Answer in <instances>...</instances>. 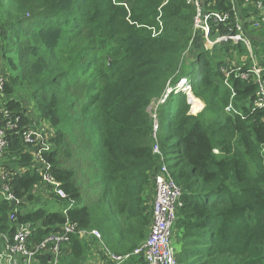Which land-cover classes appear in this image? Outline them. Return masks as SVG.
I'll return each instance as SVG.
<instances>
[{
  "label": "trees",
  "instance_id": "1",
  "mask_svg": "<svg viewBox=\"0 0 264 264\" xmlns=\"http://www.w3.org/2000/svg\"><path fill=\"white\" fill-rule=\"evenodd\" d=\"M203 4L206 13L230 12L233 5ZM236 11L225 24L210 23L209 39L236 34L242 23L264 76V15L241 0ZM196 14L188 0H0L3 95L11 115L21 117L17 130L2 126L9 144L0 186L20 205L11 209L0 199V243H12L26 224L30 242L39 244L69 221L77 230L100 231L111 252L129 254L149 236L154 177L165 164L183 192L173 228L179 264H264V110L252 113L257 87L235 76L252 59L242 41L206 49ZM188 52L194 57L183 68L190 69L176 76ZM182 78L206 105L198 116L183 92L158 104ZM233 91L241 116L225 112ZM31 116L56 130L45 159L73 202L66 213L69 201L34 170L33 149L23 141ZM89 176L96 180L90 188L81 180ZM43 194L46 204L65 209L43 206ZM99 247L72 235L57 264H87ZM144 263L135 256L124 264ZM35 264H54L52 252H41Z\"/></svg>",
  "mask_w": 264,
  "mask_h": 264
},
{
  "label": "built area",
  "instance_id": "2",
  "mask_svg": "<svg viewBox=\"0 0 264 264\" xmlns=\"http://www.w3.org/2000/svg\"><path fill=\"white\" fill-rule=\"evenodd\" d=\"M204 0H188L196 8V17L194 26L197 32L204 34V47L205 42L209 44H216L217 42H223L232 40L235 43L240 41L244 42L250 52L252 59V66L248 70H236V78H240L246 82H252L256 85L257 90L252 104V113L257 110H264V76L260 67L257 64L256 58H254L250 41L245 37L244 26L242 23L236 24V34H230V36L220 37L216 42H212L208 39L210 34V23L214 25L225 24L231 19V11L234 15L237 13L236 4L238 0H231L232 10L226 13H206L204 11ZM247 7H253L259 11V17H263V6L259 0H241ZM167 3V2H165ZM254 20V18H252ZM257 26L261 24L258 20ZM264 21V19H262ZM259 24V25H258ZM1 33V27H0ZM159 34V33H158ZM228 76V74H227ZM6 77L0 70V164L3 159L4 151L8 147L9 140L8 135L5 133L3 125L11 130H17L20 127L21 117L19 115H11L6 107L7 100L3 95V91L6 85ZM186 88L188 93V103L190 105V114L193 115L199 111L198 104L195 107V99L192 92V88L189 85V81L186 79L181 80L175 88L168 87L164 98L158 102V104H164L170 94L178 93ZM187 95V94H186ZM192 96V98L190 97ZM233 98L235 97L233 91ZM194 100V101H193ZM198 101V100H197ZM200 102V101H199ZM194 109V110H193ZM225 112L228 115H240L233 104L228 105L225 108ZM31 115L30 112L27 116ZM196 116V115H194ZM30 123L23 129L22 137L25 146L28 149H33V155L35 158L34 170L40 173L43 177V181L47 185L54 187L55 195L62 201H69L67 194L60 188V185L50 174L52 170V163L45 159V153L49 154L53 149L52 140L55 138L49 137V126L43 121H37L30 118ZM157 124L155 125V128ZM157 151V149H156ZM215 153H218L215 151ZM0 177L4 178L2 173V167L0 166ZM155 186V200L153 203V222L151 224V230L146 241L134 249L133 252L124 255H118L111 252L106 245L102 233L98 230H77V225L67 221L62 227L61 232L58 234H52L45 238L39 244H33L30 242L32 236V229L30 225H21L10 243L4 238L6 244L0 243V264H35L37 257L46 250H50L54 256V264H57L58 258L61 253V249L70 242L72 235L79 234L80 237L88 240H95L100 244L99 252L106 258L104 262L112 264H124L133 257L142 256L144 264H179L177 259V251L174 246L173 240V228L176 221V212L180 204V199L183 195L181 188L173 181L171 174L165 164H162L158 173L154 177ZM0 199H4L12 203L15 202V207L20 205V201L13 195L9 194V188L3 184L0 186ZM68 208L64 210L67 212L73 207V202L69 201ZM2 238V237H0ZM101 254V256H102ZM102 256V258H103ZM99 264V263H98Z\"/></svg>",
  "mask_w": 264,
  "mask_h": 264
},
{
  "label": "rangeland",
  "instance_id": "3",
  "mask_svg": "<svg viewBox=\"0 0 264 264\" xmlns=\"http://www.w3.org/2000/svg\"><path fill=\"white\" fill-rule=\"evenodd\" d=\"M250 20H252V18H250ZM257 22H259V21H256V23H255V27L256 28H260V25L259 26H257ZM208 39H209V37H208ZM205 46L207 47L206 49H211L214 45H212V44H209V43H207V42H205ZM9 47V48H8ZM6 48L8 49V51L5 53L6 55H5V57H6V59H9L11 56H12V47H11V44H10V42H8V46H6ZM191 51V50H190ZM254 56V55H253ZM193 58L194 57V54L192 53V52H188V53H186L185 55H184V57H183V59L182 60H184L183 61V64L181 63V65H180V69H179V71L176 73V76H178L183 70H189L190 69V66H186L185 68H183L184 67V65L186 64V58ZM255 58V57H254ZM8 70V67H7V65H6V63H4V71H7ZM3 75H5L4 73H3ZM227 76V75H226ZM184 79V78H183ZM182 80V79H181ZM180 80V81H181ZM179 81V82H180ZM178 82V83H179ZM226 84V83H225ZM228 86V85H227ZM170 88H173V86L172 85H170ZM228 88H231L230 87V85L228 86ZM186 90V88L184 87V90L183 91H181V92H183V93H185V94H187V96H188V93L185 91ZM194 99L195 100H198V101H200L199 103H197V105L198 104H200V105H202L201 107H199V111L198 112H196L195 114H193V115H196V116H198L199 114H201L204 110H205V107H206V105L200 100V99H198V98H196L195 96H194ZM232 101H233V96L231 97V102H230V104H233L232 103ZM229 104V105H230ZM197 105H195V107H194V109L196 108V106ZM157 109H158V104L157 103H154L153 105H152V107L149 109L150 110V114H151V116L153 117V118H155V113H156V111H157ZM193 109V110H194ZM30 113L32 114L33 113V111L31 110V108H30ZM32 117V119H34V120H36L33 116H31ZM45 124H47L48 126H49V129H50V131H49V137H52L53 136V138L56 136V130L52 127V125L50 124V123H48V122H46V121H43ZM55 139V138H54ZM98 151H100V149H98ZM216 152H218L219 153V151L218 150H215ZM217 153V154H218ZM85 169L86 170H88V171H96V169L94 168V166L93 165H87L86 167H85ZM82 182L83 183H85V185L87 184V186H88V188H90L91 186H93V185H95V178L93 177H82ZM93 180V181H92ZM90 182V183H89ZM89 183V184H88ZM42 197V199H43V201H42V205L43 206H45V204H46V201H48V198H46V197H48V196H46V194H43V196H41ZM50 199V198H49ZM46 206L47 207H49V209L52 211V212H54V211H56V212H59V211H62V210H64L65 209V205H64V203H50V204H46ZM108 207H109V209H111L112 207H111V205H109V203H108ZM54 210V211H53ZM177 251V250H176ZM177 253H178V251H177Z\"/></svg>",
  "mask_w": 264,
  "mask_h": 264
},
{
  "label": "crops",
  "instance_id": "4",
  "mask_svg": "<svg viewBox=\"0 0 264 264\" xmlns=\"http://www.w3.org/2000/svg\"><path fill=\"white\" fill-rule=\"evenodd\" d=\"M155 200V189L153 188V194H152V202L154 203ZM151 230V227H150ZM150 233V232H149ZM108 264L107 262H104L101 253L99 251L94 252L89 258L87 264Z\"/></svg>",
  "mask_w": 264,
  "mask_h": 264
},
{
  "label": "clouds",
  "instance_id": "5",
  "mask_svg": "<svg viewBox=\"0 0 264 264\" xmlns=\"http://www.w3.org/2000/svg\"><path fill=\"white\" fill-rule=\"evenodd\" d=\"M184 79H186V80H188L187 78H184ZM182 80H183V78H182ZM189 81V80H188ZM178 84V83H177ZM177 84L175 85V86H173V88H175L176 86H177ZM189 85H190V87L192 88V86H191V83L189 82ZM174 93V92H173ZM171 95V94H170Z\"/></svg>",
  "mask_w": 264,
  "mask_h": 264
},
{
  "label": "water",
  "instance_id": "6",
  "mask_svg": "<svg viewBox=\"0 0 264 264\" xmlns=\"http://www.w3.org/2000/svg\"><path fill=\"white\" fill-rule=\"evenodd\" d=\"M14 208H15V202L13 201L11 205V209H14Z\"/></svg>",
  "mask_w": 264,
  "mask_h": 264
},
{
  "label": "bare ground",
  "instance_id": "7",
  "mask_svg": "<svg viewBox=\"0 0 264 264\" xmlns=\"http://www.w3.org/2000/svg\"><path fill=\"white\" fill-rule=\"evenodd\" d=\"M192 98V96H190ZM194 101V100H193ZM197 103H199V101L195 100V104L194 105H197Z\"/></svg>",
  "mask_w": 264,
  "mask_h": 264
}]
</instances>
